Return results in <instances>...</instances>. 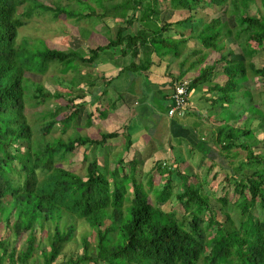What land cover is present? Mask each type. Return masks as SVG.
<instances>
[{"label":"trees","instance_id":"1","mask_svg":"<svg viewBox=\"0 0 264 264\" xmlns=\"http://www.w3.org/2000/svg\"><path fill=\"white\" fill-rule=\"evenodd\" d=\"M135 1L126 0L124 8L122 4L117 5L103 14H80L99 20L113 16L116 20L111 28L112 36L97 33L94 43H101H88L86 51H64L43 45L44 49L34 54L42 58L41 68L33 72L29 57L25 56L34 47L26 39H23L24 46L20 45L21 41L17 43L18 31L25 25L23 18L40 12H51L56 18L62 14L71 17L70 12L39 0H0V222L7 230V235L0 238V264L4 261L29 264L35 254L42 264H54L64 244L74 237V220L88 225L95 243L91 246L88 234L83 235L81 254H72L58 264H264V138L252 142L246 137L250 132L246 124L251 117L245 118L242 128L231 124L238 115L223 117L224 124L217 126L214 139L226 152L227 161L230 153L233 155L238 150L245 153L242 162L238 161L222 178L226 186L232 187L233 205L243 216L236 226L227 217L218 221L207 196L190 186L189 176L176 168L162 171L167 179L160 190L148 182V192H154V202L150 203L142 187L141 162L131 160L121 173L119 169L110 170L106 164H100L96 152L93 155L92 151L116 137L118 132L103 133L97 138L73 136L66 142L61 138L46 140L56 125H60L62 134L75 125L86 103L91 108L86 115L87 127L99 117L98 112L106 115L107 108L99 105L106 92L99 100L96 92L92 93L96 84L93 80L97 78L91 72L105 61L101 59L105 51L118 49L121 56L131 51L129 65L137 67L133 62L138 55L137 48L145 49L147 59H140L141 67L152 64L150 53L158 61L166 55L176 58L182 55L190 40L196 41L200 47L190 50L187 56L193 57V61L186 71L182 69L178 77L172 78V83L196 70L188 92L207 86L203 99L209 103V111L215 107L228 110L240 87L248 86L250 77L264 78V66L257 67L253 62L258 55H264V0H258L260 9L256 12L250 10L257 4L256 0H151L154 7L149 4L139 7ZM158 3L163 7L159 8ZM114 8L123 9L124 13L119 15L116 11L113 15ZM208 9L223 14L210 17L205 12ZM128 10L132 11L130 19L126 18ZM164 10L177 11L185 17L159 24V14ZM197 10L207 14L208 19L199 18L202 24L199 30L186 35L180 26L196 22ZM118 17L125 19L120 21ZM134 21L139 28L135 33H125ZM171 30L176 31L175 38L166 36H171ZM226 39L235 41L241 58H232L233 51L225 47ZM176 42L177 47L173 48ZM202 49L218 54L210 65L205 66ZM186 62L185 58L181 67ZM51 63L61 65L62 73L73 71L78 77L76 74L70 80L72 91L64 94L66 102L42 113L41 117L46 120L37 138L27 120V106L44 105L62 95L47 91L39 83H31L28 76L44 74ZM83 67L90 70L81 72ZM146 67L139 70L144 71ZM218 76L223 77L222 82ZM83 86L91 90L90 101L75 104L76 98L85 96ZM73 89L79 92L71 97ZM243 109L248 112L246 107ZM255 110L250 114H257L264 128L263 113L258 108ZM59 114L61 118H57ZM78 148L90 149L91 157L84 153L82 158L84 174L58 166ZM174 176L181 181L173 193ZM215 179L216 174L212 181ZM218 200L222 208L229 203L225 192ZM175 207L182 208L184 214L179 216ZM257 210L261 215H254ZM23 234H26L23 246L17 249L16 239Z\"/></svg>","mask_w":264,"mask_h":264},{"label":"rangeland","instance_id":"2","mask_svg":"<svg viewBox=\"0 0 264 264\" xmlns=\"http://www.w3.org/2000/svg\"><path fill=\"white\" fill-rule=\"evenodd\" d=\"M39 1L42 4L44 3L52 7L58 6L63 11H69L70 12L69 15L71 17H68L65 14H62L56 18V17H53V14L51 12H48V13L40 12V13H36L32 15L30 18H25V17L23 18V20H25V25L21 27L18 31L17 43L21 41L20 45L24 46L27 40L30 46L34 47L32 51H29V53L31 54L25 56V57H29V60H30L29 68L33 72L39 71L41 68L40 64H42L41 62L43 60L41 57L38 58L34 54L39 51H42L44 49L43 45H45L47 48H50V49H57V50H64V51H66L67 49L86 51V46L88 45V43L90 45H98L101 43V42L94 43V41L98 38L97 33L105 37L112 36L113 32L111 28L115 26V20H116L113 16L104 17L103 19L99 20L98 17H95V16H91V17L89 16V17L84 18V17H81L80 14H83V13L87 14L89 12L103 14L105 11H108V10L111 11L114 6L121 5V4L123 5L122 6L123 8L126 6V3H125L126 0H39ZM256 1H257V4H255L254 6L250 8L252 12H256L257 9L258 10L260 9V5L258 3L259 1L258 0ZM135 3H137L139 7H141L140 5L147 6V4H149V7H154L151 5L153 4L151 0H142V2L140 0H136ZM158 5H161V6H158ZM157 6L159 8L160 7L162 8L163 4L158 3ZM122 10L123 9L116 10L114 8L113 15H115L116 11L119 15H122L124 13V11ZM21 11L22 9L19 8L18 12L21 13ZM197 11H198L197 14L199 15H197L196 22L191 21V23L187 22L186 24L180 26V28L184 29L183 31L186 35L192 34L191 31L197 32V30H199L200 26L202 25L198 21L199 18L205 21L208 19L207 14L210 15V17H218V16H222L223 14L222 12L216 13L214 12V10H211V9H208L205 11L206 13L208 12L207 14H205L204 12H200L199 10ZM125 13L127 14L126 18L130 19L132 11L128 10V12L125 11ZM72 15H75V16H72ZM138 16H139V12L136 11L135 17L137 18ZM159 17L161 18L160 19L161 23H164L165 21H175L177 19H182L185 17V15L177 11L164 10L159 14ZM122 19L124 20L125 18L118 17L117 20L121 21ZM229 25L232 26V23L229 22ZM136 30H137V23L133 22L131 28H128L127 31H125V33L127 32L135 33ZM173 32L176 33V31H170L169 33L176 37L177 34ZM23 39H26V40H23ZM42 41L44 44L42 43ZM224 42H225L226 50L231 49L233 51L232 58L234 59L241 58L239 49L233 39H226L224 40ZM177 44L178 42L174 43V45L172 44V47L173 48L177 47ZM198 47L200 46L196 41L190 40L188 45L185 47V50L189 51V50H192L193 48H198ZM202 50L203 51H202L201 56L202 55L206 56L204 60L205 66L210 65L218 54L212 52L211 50H205V49H202ZM104 59L109 60L111 62V58L104 57ZM186 60H188L191 64V62L193 61V57H188L186 58ZM118 61L119 59L117 60L114 59V63H117ZM120 62L121 61H119V63ZM253 62L257 67H263L264 66V55L262 54L258 55L255 59H253ZM57 65H58L57 63L49 64V68L42 75H38L36 73L35 75L28 76V79L31 83H39L47 91L51 93L55 92V93L61 94L63 97V98L61 97L62 99L60 98L58 100H49L44 105H40L37 107H34L32 105H30L29 107L27 106L26 111H25L27 120H28V123L32 126L34 135L37 138L40 137V134H41L40 128L44 125L43 123L46 120L43 117H41L42 113L45 112V110H50V109L55 108L58 104L61 105L65 103L67 99L64 94L71 90L70 80L73 77L74 78L78 77V74L73 71L62 73L60 71L62 69L61 65L59 66ZM89 70L90 69L88 67L87 68L83 67L81 72H87ZM92 70L94 69H91V72ZM189 73H193L192 78L197 75L196 70H191L189 71ZM76 74L77 76L75 77ZM218 77H219L218 79L222 82L223 77L222 76H218ZM249 79L250 80H249L248 86L240 87V90L238 92L239 95L237 94L238 96L237 97L235 96V100L229 103V105L227 106L228 110L224 111L220 108L215 107L213 108V110L210 109L211 111L207 110V114L205 112V115L202 117L201 121L205 122L203 125L205 129L203 130L205 132L206 138L208 137L214 138L217 126L218 125L222 126L224 124L221 122L222 118L223 117L228 118L230 117L232 113L239 116L235 122L233 121L231 122V124L237 128L243 127V125L246 122L244 121L245 118H249V117L252 118L246 124L247 125L246 128L250 129V132L247 133L246 135V137H248L249 140L254 142V140L261 141L264 138V128H262L260 125L261 119L258 118L257 114L255 115L250 114V113L255 112L256 111L255 109L258 108V110L263 113V120H264V78L262 79V78H257V77L256 78L250 77ZM91 80H93V78H91ZM187 80L190 81L191 76L187 78ZM97 81L98 79L93 80L94 83H97ZM105 84L106 82L102 81L98 85L104 86ZM202 87L206 89L207 86H202ZM101 89H103V87ZM76 90L77 89H73L74 94H71V97L78 95L77 93L79 91L78 90L76 91ZM197 90H200V88H197L196 90H194V92H196ZM90 91L91 90L89 88H86V90H84L85 92L84 98L83 99L76 98V100L74 101L75 104L81 103L83 101L85 103L89 102L91 94H88V92ZM106 99H107V96L105 95L102 97L101 100H106ZM191 102L193 103V106H195L194 99ZM200 103H201L200 105L203 106L204 108L209 107V103L205 101L200 102ZM244 107L248 109L249 113L246 112L245 109H243ZM199 108L200 107L197 106V109L194 111V113L198 112ZM89 109L91 110V108L88 107L86 103V105L81 109L80 117L78 121L75 123V125L69 128L65 134H62L60 132V125H56V129H54L50 133L49 136H46V140H52L54 138H61L62 140L66 142L67 139L73 136H83V137L94 138L99 134V132H103V133L106 132V130H104L101 126H99L100 127L99 128L95 124L96 119L92 121V124H90V126L87 127L85 125L86 115L88 114ZM160 110L163 111L161 108ZM63 112L68 113L67 110H64ZM98 115L100 116L99 112H98ZM61 117H62V114H59L57 118H61ZM194 119L197 121H195ZM199 120L200 118L199 116H197V117L188 119L187 123L189 124L190 127L196 128V126L199 123ZM207 143L211 144L212 142L210 140H207ZM213 143H215V145H218L217 142L215 141ZM217 148L220 150V152L223 155L226 153L222 151L219 146H217ZM113 150L115 152H118V149H113ZM89 151L90 149H83V148L75 149L74 152L71 154H68L66 156V159L60 164H58V166L64 169H68L72 172H76L78 174L79 173L84 174L85 170L83 169L84 163H83L82 158H83L84 153H86L89 157H91V155L89 154ZM92 153L93 155L95 153V156H97V159L99 160V162L103 160L101 157L100 158L98 157V154L100 153V146L96 148V151L93 150ZM191 156H192V152L190 153V157ZM244 156H245V153L241 150H238V151H235L233 155H231V153L227 155L228 161L231 164L228 161L226 164L223 162V160L221 161L215 160V162L208 161V163L206 164L207 166L211 164L213 165L210 170H207L205 165L199 166L195 164L197 165L196 170L195 169L193 170L185 169L184 170L186 166L182 167L181 165H179V168L182 169L183 174H186L189 176L187 179L188 184L192 186L195 190H197L199 193L207 196L210 208L212 211L215 212L217 220L222 222L227 217L233 221L235 226L238 225V223L241 221L243 216H241L238 213V211L233 205L234 200H233L232 187L226 186V184L223 183L222 178L225 175V173H229L230 169L237 165L238 161L242 162V159L244 158ZM122 160H123V165L120 167L121 170L126 169L127 167L126 154L124 157L122 156ZM111 167H112V164L110 165V168ZM149 168H151V165L146 164L145 168L143 169L144 171H142V174L147 173L144 180L142 181L143 183L142 187L145 193H148V196H147L148 201L152 203L154 202V197H153L154 192L153 193L148 192V189H149L148 182L152 185V181H153L155 184H157L158 190H160L162 187L161 185L162 183H159L158 181L159 180L161 181V179L163 180L164 177L166 178L167 176H163V175L160 176L158 174H157L158 177L154 176V178L151 175L148 176L149 172H151ZM179 172L181 173V171ZM153 174H156V172L154 171ZM215 174H216V179L212 181V178ZM172 184H173L172 192L174 193L177 191L178 181H174ZM224 192L227 195V198L229 199V203L227 204L226 207L222 208L220 204L221 202L220 200H218V198L222 197ZM163 206L164 205H161L160 207L163 208ZM167 210H169V207L167 208ZM175 210L179 216L184 214L183 209L180 207H175ZM256 214L261 215L258 210L254 211V215ZM202 215L207 216V213H204ZM73 224L75 225L74 237L71 241L64 244V246L61 249V255L58 257L57 261L54 264H58L62 262L65 258L67 259L72 254H76V255L81 254L80 238L83 235L88 234V240L91 246H93L95 243V238L91 234L90 228L84 221L74 220ZM6 235H7V230L5 226L3 225V223L0 222V238L5 237ZM25 237H26V234H23L16 239L17 249L23 246L22 244H23ZM38 239H40L39 232H38ZM10 241H12V239ZM33 258H34V261L30 262L29 264H42V260L39 256H37V254H35ZM2 264H8V262L4 261Z\"/></svg>","mask_w":264,"mask_h":264},{"label":"crops","instance_id":"3","mask_svg":"<svg viewBox=\"0 0 264 264\" xmlns=\"http://www.w3.org/2000/svg\"><path fill=\"white\" fill-rule=\"evenodd\" d=\"M136 23L138 29V22ZM159 24H163L161 20ZM166 36L175 38L169 34ZM137 50V58L133 60L137 67L129 65L131 63V51L125 52L121 56L119 50L116 49L112 52L105 51L101 55V59L105 60L104 57L111 58V62L105 60L100 62L97 68H92L94 69L92 70L94 78L98 79L97 83L105 81L108 84V86H105L106 84L99 86L96 83L92 87V93L96 92L98 100L103 92H106L107 96L106 100H99V105L104 104L107 108L106 115L101 114V117L95 118V124L106 130L104 133L118 132L116 137L110 138L103 145H100L98 157L103 160L99 163L106 164L110 170L119 169L120 171V167L123 165L122 156L124 157L126 154V163L128 164L131 160L141 162L142 171H144L146 164L151 165L149 168L151 172L148 176L151 175L153 178L154 176L158 177V175L167 176L166 173H162L164 169L176 168L183 174L179 165L186 166L184 170H196L197 165H205L206 169L210 170L213 165L207 166L208 161L223 160L227 164L226 155L224 156L217 145L213 143L215 137L206 138L203 130L205 129L203 126L205 122L201 120L205 112L207 114L208 108L201 106L200 102L205 101L203 99L205 88L202 87L196 92L192 90L188 96L187 107L179 114L172 117L167 115L166 109L169 103L168 97L171 91L172 78L178 77L182 69L187 70L190 62L187 60L183 67H181V63L187 58L190 50L184 48L179 57L173 58L171 55H166L159 61L155 54L150 53L149 59L152 64L141 67H139V61L141 58L147 59L146 53L148 52L145 49L139 50L137 48ZM114 59H119L121 62L114 63ZM144 67L147 69L139 70ZM190 76L192 79L193 73L188 72L182 78L187 79ZM102 87L103 89H101ZM83 89L86 90L85 87ZM193 99L195 106L191 102ZM197 106L200 107V110L198 109V112L194 113ZM197 116L200 118L198 125L196 128L190 127L187 123L188 119ZM100 134L103 132H99L95 138L99 137ZM207 140L212 143L208 144ZM127 145H130L129 148ZM111 148L118 149V152ZM191 152L192 156L190 157ZM111 164L112 167L110 168ZM159 166L161 167L160 170L158 169ZM154 171L156 174H153ZM146 174L142 175V181ZM166 179L167 177H164L158 182L163 184ZM174 181H178L177 185H179L181 179L174 176L172 183ZM152 186L158 188L153 181Z\"/></svg>","mask_w":264,"mask_h":264},{"label":"built area","instance_id":"4","mask_svg":"<svg viewBox=\"0 0 264 264\" xmlns=\"http://www.w3.org/2000/svg\"><path fill=\"white\" fill-rule=\"evenodd\" d=\"M188 87L189 81L187 79H182L179 82L172 83L170 95L168 97V116L172 117L177 115L187 107L189 96Z\"/></svg>","mask_w":264,"mask_h":264},{"label":"clouds","instance_id":"5","mask_svg":"<svg viewBox=\"0 0 264 264\" xmlns=\"http://www.w3.org/2000/svg\"><path fill=\"white\" fill-rule=\"evenodd\" d=\"M189 83H190V81H189ZM188 93H190V92H188Z\"/></svg>","mask_w":264,"mask_h":264}]
</instances>
